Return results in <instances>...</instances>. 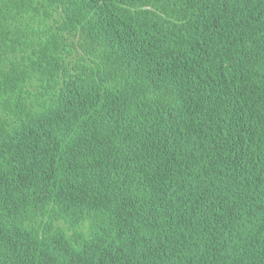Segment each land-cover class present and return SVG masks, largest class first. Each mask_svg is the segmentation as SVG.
Segmentation results:
<instances>
[{"label":"trees","instance_id":"1","mask_svg":"<svg viewBox=\"0 0 264 264\" xmlns=\"http://www.w3.org/2000/svg\"><path fill=\"white\" fill-rule=\"evenodd\" d=\"M0 264H264V0H0Z\"/></svg>","mask_w":264,"mask_h":264}]
</instances>
